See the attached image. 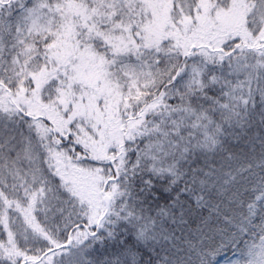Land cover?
Returning a JSON list of instances; mask_svg holds the SVG:
<instances>
[{
  "label": "snow or ice",
  "instance_id": "1",
  "mask_svg": "<svg viewBox=\"0 0 264 264\" xmlns=\"http://www.w3.org/2000/svg\"><path fill=\"white\" fill-rule=\"evenodd\" d=\"M0 264H264V0H0Z\"/></svg>",
  "mask_w": 264,
  "mask_h": 264
}]
</instances>
